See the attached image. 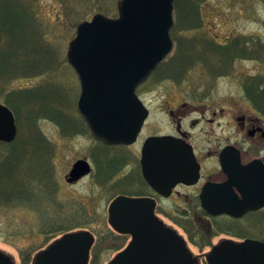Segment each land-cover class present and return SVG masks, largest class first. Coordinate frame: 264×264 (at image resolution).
<instances>
[{"label": "rangeland", "instance_id": "374dc122", "mask_svg": "<svg viewBox=\"0 0 264 264\" xmlns=\"http://www.w3.org/2000/svg\"><path fill=\"white\" fill-rule=\"evenodd\" d=\"M119 1L37 0V10L42 20L47 23L48 36L58 46L61 60L58 71L54 74L17 78L7 89H40L41 95L65 100L70 105L73 116H79L78 98L81 87L79 76L68 61L69 44L76 36L77 27L82 21L90 20L97 13L117 17ZM107 9L109 12H106ZM201 9L202 26L176 32L174 36L196 38L203 45L209 40L219 45L232 44V50L229 54L222 52V57L216 55L214 58L208 55L210 53H201L200 61H194L195 64L183 81L165 77L164 66H161L138 91L151 113L137 142L129 146L111 147L99 144L90 131L65 135L51 119L39 118L35 127H30L26 119L22 118L21 123H18L16 140L22 138V146L31 153L32 165L41 166L47 163L51 183L56 189L55 199L46 203L48 211L43 208L42 217L63 219L65 215L75 212V221L82 220L87 224L65 232L44 233L39 228L41 219L37 211L0 207V252L11 257L16 264H33L35 255L64 233L87 229L95 237L88 264H107L131 239L130 235L118 233L111 226L109 205L119 194H141L143 191V187H136L134 182L132 184V179L139 178L141 148L148 136L174 132L180 117L182 128L189 131L195 145L214 149L223 139V132L217 123L220 121L226 124L230 121L229 112L239 110V113H247L254 110L259 114L247 99L242 80L246 76L264 74V57H238L237 41L253 39V43L258 40L264 44V0H207L202 3ZM174 40L175 47L165 65L177 50L179 40ZM254 47L257 48L255 45ZM201 49L207 52L202 45ZM0 101L4 102L2 98ZM221 108H224L225 115L221 113ZM171 110L174 114H171ZM224 134L226 136L228 133ZM39 136L49 144L48 159L43 158L41 163L44 148L37 143ZM103 156L109 160L108 172L113 166L111 158L116 157L124 162L116 175L104 180L101 178L103 170L100 171L98 166ZM80 158H87L93 170L79 181L70 183L66 180V175L74 162ZM203 161L206 166L211 164L210 159L203 158ZM128 183L135 185L131 187ZM189 192L193 194L192 191ZM167 215H163L165 219L179 226L182 232L190 228V222L194 220L193 215H190V220L172 213ZM200 215H203V212ZM251 221L250 219L246 222L243 228L231 230V233L217 225L219 222H214L211 230L204 232L209 235L199 236L197 239L190 238V246L194 253L202 254L208 251L212 244L233 234L263 238V231L259 232L263 234H257L255 216L253 223ZM193 224L195 228L202 230L203 224L196 220ZM201 264H207L204 257L201 258Z\"/></svg>", "mask_w": 264, "mask_h": 264}, {"label": "water", "instance_id": "95a60500", "mask_svg": "<svg viewBox=\"0 0 264 264\" xmlns=\"http://www.w3.org/2000/svg\"><path fill=\"white\" fill-rule=\"evenodd\" d=\"M174 1L120 0L117 17L97 13L79 23L67 57L80 79L78 109L95 139L126 145L137 140L149 115L137 89L173 49ZM17 134L13 110L0 101V141L13 142ZM141 164L146 181L165 195L180 182L194 184L200 179L193 146L173 135L148 137ZM249 169L255 175L249 177ZM91 171L89 160L81 158L66 179L76 182ZM228 174L226 185H237L243 197L232 191L227 198L230 204L218 206L209 202L218 186L206 183L201 193L204 207L213 214L234 216L264 207L260 159ZM109 221L117 231L131 234L132 240L108 264H198L184 238L155 215L151 197L118 195L109 206ZM94 241L89 230L67 232L38 252L33 264H88ZM207 260L209 264H264V240L247 238L236 243L225 239L207 254ZM0 264L15 262L0 252Z\"/></svg>", "mask_w": 264, "mask_h": 264}, {"label": "trees", "instance_id": "16d2710c", "mask_svg": "<svg viewBox=\"0 0 264 264\" xmlns=\"http://www.w3.org/2000/svg\"><path fill=\"white\" fill-rule=\"evenodd\" d=\"M205 1L207 0H175V25L172 35L179 42L174 57L166 65V60L160 65L164 66L165 77L183 81L195 64L194 61L201 58V53H210L208 55L214 58L216 55L222 56L219 53L229 54L232 50V44L219 45L209 40L203 45L196 38L174 36L176 32L202 26L201 5ZM36 3L37 0H0V98L13 109L18 123L24 117L28 126L35 127V122L45 117L57 123L65 135L90 131L83 116L80 113L79 116H73L70 105L65 100L41 95L40 89H7L17 78L54 74L58 71L61 61L58 46L49 38L47 23L39 15ZM237 42L238 57H264L262 42L257 40L253 43V39H238ZM201 45L207 52L201 49ZM242 85L247 99L264 117V74L246 76ZM37 143L44 148L42 153L45 155L41 154V163L43 158L48 157L49 144L40 136ZM0 148H4L0 149L1 208L37 211L41 219L39 228L44 233L65 232L87 224L82 220L75 221V212L65 215L63 219L42 217L41 211L43 208L48 209L46 203L53 202L56 192L54 184L51 183L49 166L47 163L41 166L31 164V153L22 146V138L12 143L0 142ZM108 163L109 160L103 156L98 164L100 171L103 170V180L116 175L124 165L122 159L113 157V166L108 172ZM254 216L257 234H263L259 232H264V210L255 212Z\"/></svg>", "mask_w": 264, "mask_h": 264}, {"label": "flooded vegetation", "instance_id": "af4514ba", "mask_svg": "<svg viewBox=\"0 0 264 264\" xmlns=\"http://www.w3.org/2000/svg\"><path fill=\"white\" fill-rule=\"evenodd\" d=\"M222 54L223 53H219V55ZM187 106L188 105H186V107ZM221 110V113L225 115L226 112L224 108H221ZM239 112V110L229 112L228 115L231 116V119L226 124L218 121L217 124L223 132V139L222 141H219L218 146L214 147V149H205L204 147H198L195 145V143L191 140L189 131L182 128V123L179 120L180 117L176 122V130H174V132L163 133L185 139L193 145L195 155L200 163V179L197 183L190 185L180 182L173 188L169 195H164L145 181L141 163V169L138 175L139 178L135 180L132 179V184L134 182L137 184L136 187H143V191L141 194L134 193L131 196H148L155 199L156 216L165 224L166 227L175 230L185 239L187 247L191 250L193 256L199 264H201L202 257H204L207 261V254L222 240L231 239L233 242L240 243L244 242L247 237H242V235L239 234L224 237L218 242L212 244L211 248L202 254L194 253L190 246V238L197 239L199 236H206V234L209 235L208 232L211 230L214 222H219L217 225L224 227V229L231 233V230L243 228L246 225L245 223L250 219L253 223L254 213L257 212L250 210L239 217L233 216L229 213L215 215L212 214L208 208L203 206L201 199V193L206 183H212L218 186L217 192L211 195L215 196V198L211 200L209 196V202L215 203L218 206H227L230 204L227 198L232 191L237 193L238 196L242 198V193L239 191L237 185H226L229 182L228 171H238L240 165L246 166L255 159H260L261 163L264 164V117L261 114H257L254 110L252 112L248 111L247 113ZM214 113L217 114V111ZM171 114H174L173 110H171ZM229 128L231 132H229ZM225 132L228 133L226 136L224 134ZM203 158L210 159L211 164L206 166L203 163ZM248 173L249 177L255 175V170L249 169ZM132 184L128 183L127 185L134 187L135 184ZM189 191H192L193 194ZM178 198L180 200H178ZM262 210H264V207L259 211ZM201 212H203V215H200ZM169 213L180 215L182 218L184 217L187 220H190V215H193L194 220L190 222L191 227L184 229L182 232V229L179 226L165 219L166 215ZM195 215H198V217H195ZM195 220L199 224H203L201 228L202 230L195 228L193 224V221ZM206 230L208 232L205 234L204 232Z\"/></svg>", "mask_w": 264, "mask_h": 264}]
</instances>
